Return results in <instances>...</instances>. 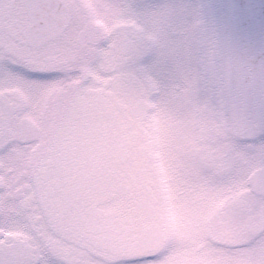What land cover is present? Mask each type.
Returning a JSON list of instances; mask_svg holds the SVG:
<instances>
[{
	"label": "clouds",
	"instance_id": "clouds-1",
	"mask_svg": "<svg viewBox=\"0 0 264 264\" xmlns=\"http://www.w3.org/2000/svg\"><path fill=\"white\" fill-rule=\"evenodd\" d=\"M76 17L100 50L59 102L87 109L32 94L0 264H264V0H77Z\"/></svg>",
	"mask_w": 264,
	"mask_h": 264
},
{
	"label": "snow or ice",
	"instance_id": "snow-or-ice-1",
	"mask_svg": "<svg viewBox=\"0 0 264 264\" xmlns=\"http://www.w3.org/2000/svg\"><path fill=\"white\" fill-rule=\"evenodd\" d=\"M76 12L77 0H0V176L14 172L35 142L26 135L34 92L46 94L50 113L74 121L87 109L79 96L59 102L70 72L91 75L79 54L100 50Z\"/></svg>",
	"mask_w": 264,
	"mask_h": 264
}]
</instances>
